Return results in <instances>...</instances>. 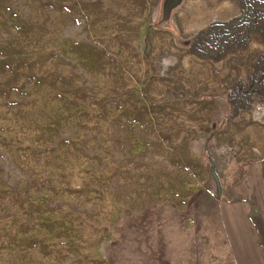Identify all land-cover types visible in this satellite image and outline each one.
Instances as JSON below:
<instances>
[{
	"label": "rangeland",
	"instance_id": "rangeland-1",
	"mask_svg": "<svg viewBox=\"0 0 264 264\" xmlns=\"http://www.w3.org/2000/svg\"><path fill=\"white\" fill-rule=\"evenodd\" d=\"M162 2L0 0V264H264V82Z\"/></svg>",
	"mask_w": 264,
	"mask_h": 264
},
{
	"label": "crops",
	"instance_id": "crops-1",
	"mask_svg": "<svg viewBox=\"0 0 264 264\" xmlns=\"http://www.w3.org/2000/svg\"><path fill=\"white\" fill-rule=\"evenodd\" d=\"M157 12L156 21L183 40L182 57L198 79L230 77L228 94L255 73L264 82V0H164Z\"/></svg>",
	"mask_w": 264,
	"mask_h": 264
}]
</instances>
